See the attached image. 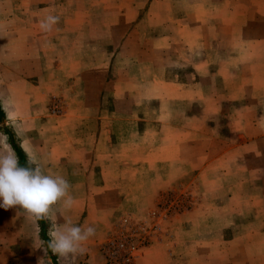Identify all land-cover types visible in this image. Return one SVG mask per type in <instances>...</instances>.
Returning a JSON list of instances; mask_svg holds the SVG:
<instances>
[{"label": "rangeland", "instance_id": "1", "mask_svg": "<svg viewBox=\"0 0 264 264\" xmlns=\"http://www.w3.org/2000/svg\"><path fill=\"white\" fill-rule=\"evenodd\" d=\"M49 15L59 21L43 31ZM0 108V140L6 141L0 149L10 146L7 127L27 162V153H35L47 173L71 184L74 204L55 206L56 226L70 220L100 227L99 201L113 200L114 190L103 183L114 187L121 161L104 169L96 162L100 121L117 135L130 130L137 141L181 138L183 155L191 154L194 140L212 145L213 162L200 177L160 191L145 217L114 214L107 238L120 217L147 222L170 200L174 208L161 213L157 236L167 234L173 219L185 229L187 218H193L195 242L222 236L210 238L219 242L210 246L216 249L195 254V264H240L241 252L246 264H264V252H256L257 245L264 248V238H256L264 227L254 219L256 199L264 198V0H0ZM243 138L249 151L242 190L253 197L245 215L238 202L229 206L225 199L231 183L238 198L241 162L222 153ZM118 149L126 152V145ZM43 223L49 242L54 224ZM48 242L25 210L0 208V261L63 264ZM86 247L76 260L94 264L95 248Z\"/></svg>", "mask_w": 264, "mask_h": 264}, {"label": "crops", "instance_id": "2", "mask_svg": "<svg viewBox=\"0 0 264 264\" xmlns=\"http://www.w3.org/2000/svg\"><path fill=\"white\" fill-rule=\"evenodd\" d=\"M102 129H100V136L97 140L96 147L99 150L97 154V160L102 168L109 166H114L116 162L121 161L119 166L118 178L113 187L107 183H103V187L109 191L114 190L113 200L109 201L105 199L103 202L99 201L103 207V217L102 224L100 227L97 226L96 234L87 243L90 248L94 247L95 258L94 264H103L101 259L99 246L106 240L108 236V230H106L107 223L110 222L113 215H123L129 212L133 215L140 214L141 217H145L150 209L154 206L155 197L160 191L166 190L171 186H174L183 180L194 181L195 178L200 177L203 168L210 164L214 157L209 159L210 147L212 145L205 146L204 143L201 144L199 140V145L193 143L187 147V150L191 154L183 155L181 148L183 141L172 140L171 142L166 141L167 136L163 138L160 136V141L150 143V141L145 142L144 140L137 141L136 135L130 133L128 130L127 136L117 135L111 128L112 124L105 121H100ZM124 123H133V121H122ZM126 135V134H125ZM205 136H198V139H204ZM207 139L215 140V137L210 135L206 137ZM195 139V136H193ZM264 140V137L261 138ZM255 139L254 142H257ZM9 144V143H8ZM126 145V152L119 150L118 148ZM248 143L246 138H243L242 142H239L235 146H230L229 149L224 150L222 153L229 154L233 153L234 158L238 157L240 160V167H238L240 175L242 178L239 179V195L238 198H234L233 191L235 190L237 183H231L227 186V194L225 199L229 200V206H233V203H239L240 213L246 214L247 208L253 205V197L248 194V191H243L242 187L247 186L248 182V166L246 163L248 154ZM170 154L172 161L168 164L167 158ZM173 154V155H171ZM126 158V161H125ZM185 158H189L186 161ZM232 157V159H234ZM208 160V162H206ZM242 160L243 164L242 165ZM82 164L87 167V162ZM102 169V170H103ZM197 170V172H195ZM247 175V176H246ZM209 181V180H208ZM264 182V179L263 181ZM218 186V185H215ZM213 185L212 190L215 192L216 189ZM210 187H205V191H210ZM204 192V190H202ZM219 203L216 202L215 205ZM235 205V204H234ZM264 198L256 199V206H260V209L256 211L254 219L256 223H259L264 227ZM227 214V212H226ZM177 220L173 219L169 227L167 228V234L156 236L153 242L145 250L142 257L139 258L138 264H195V254L198 255L204 253H210L214 251L215 244L219 243V237L212 236L210 239L208 237L199 238L195 242V224L193 218H187L185 229H179L175 222ZM231 221V220H230ZM245 222L248 219L245 218ZM233 222V220H232ZM249 233L245 232L240 238L248 237ZM256 238L262 241L264 238V230L256 232ZM222 239V238H221ZM211 240V241H205ZM211 242V243H210ZM196 243V246H195ZM52 252V251H51ZM50 252V253H51ZM257 253H263L264 248L261 245L256 246ZM212 253V252H211ZM210 253V254H211ZM243 254V262L240 264H246L244 259L245 254ZM55 255V254H53ZM56 256V255H55ZM242 256V255H241ZM262 258V255L260 256ZM55 260L59 261L57 258ZM56 262V261H55ZM233 264L231 261H228ZM54 263V262H53ZM0 264H11L7 261H0ZM18 264V263H15ZM64 264V263H63ZM75 264L78 263L75 261ZM209 264V263H208ZM262 264V261H261Z\"/></svg>", "mask_w": 264, "mask_h": 264}, {"label": "clouds", "instance_id": "3", "mask_svg": "<svg viewBox=\"0 0 264 264\" xmlns=\"http://www.w3.org/2000/svg\"><path fill=\"white\" fill-rule=\"evenodd\" d=\"M58 21V16L49 15L40 27L43 31H51ZM5 142L0 140V143ZM27 155L29 166H22L10 146L0 149V208L19 207L33 220H51L54 227L49 230L48 248L64 264H75L76 258L86 253L87 242L95 236L96 228L92 225L82 227L70 220L62 226L55 225V206L68 210L74 204L71 184L62 175L47 173L35 153Z\"/></svg>", "mask_w": 264, "mask_h": 264}, {"label": "built area", "instance_id": "4", "mask_svg": "<svg viewBox=\"0 0 264 264\" xmlns=\"http://www.w3.org/2000/svg\"><path fill=\"white\" fill-rule=\"evenodd\" d=\"M54 108L57 105H54L53 110ZM171 203L170 200L165 201L157 207H160L161 213H164V209L171 212L174 208ZM161 213L155 210L150 212L151 219L147 222L135 221L129 217L116 220L109 237L100 246L104 264H138L139 258L161 230L158 222Z\"/></svg>", "mask_w": 264, "mask_h": 264}, {"label": "trees", "instance_id": "5", "mask_svg": "<svg viewBox=\"0 0 264 264\" xmlns=\"http://www.w3.org/2000/svg\"><path fill=\"white\" fill-rule=\"evenodd\" d=\"M2 116H3V113H2L1 108H0V118H2ZM4 131L8 137V143H9L11 149L14 150L15 154L19 158L20 164L22 166H29V164L26 160V155H25L24 151L22 150V148L20 147V145L17 143L16 139L14 138L13 132L11 130H9L7 127L4 128ZM39 223L41 224L42 238L48 242V236H47L46 231L44 229L43 219L39 220ZM47 249L49 252H51V249L48 248V245H47Z\"/></svg>", "mask_w": 264, "mask_h": 264}]
</instances>
